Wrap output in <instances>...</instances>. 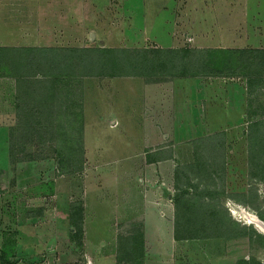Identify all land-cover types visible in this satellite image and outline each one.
<instances>
[{
  "label": "rangeland",
  "instance_id": "rangeland-1",
  "mask_svg": "<svg viewBox=\"0 0 264 264\" xmlns=\"http://www.w3.org/2000/svg\"><path fill=\"white\" fill-rule=\"evenodd\" d=\"M0 45L264 48V0H0ZM13 53L4 57L0 52V76L14 72ZM260 56L195 74L237 84L245 107L238 125L214 132L209 128L213 133L208 137L178 143L174 149L181 187L171 192L184 215L180 234L206 236L194 254L200 263L264 264V232L232 212L239 204L264 219V182L252 177L255 165L250 160L264 155V124L254 125L264 121ZM184 60L175 70L182 69ZM20 62L30 64L21 69L30 75L12 76L17 115L9 127V157L0 155V264H142L141 225L127 213L118 216L120 207L113 202L121 197L115 190L122 192L126 181L118 179L110 197L99 195L103 183L94 171H103L101 162L107 164L106 158L117 152L104 150L97 158L86 154L87 138L88 149L123 138L122 127L111 129L98 119L84 125L91 116L88 102L95 104L96 118L109 110L103 104L107 91L98 93L100 87H112L114 106L122 110L130 90L127 83H117L123 75L32 76L44 61ZM144 76L149 80L167 74ZM184 202L194 209H184ZM122 228L126 237L117 238Z\"/></svg>",
  "mask_w": 264,
  "mask_h": 264
},
{
  "label": "crops",
  "instance_id": "crops-1",
  "mask_svg": "<svg viewBox=\"0 0 264 264\" xmlns=\"http://www.w3.org/2000/svg\"><path fill=\"white\" fill-rule=\"evenodd\" d=\"M0 77L6 79L0 80V155L6 159L9 157V127L15 124L17 109L11 93L14 78ZM117 78V83H127L130 88L128 98L121 102V111L114 106L112 87H100L98 93L107 91L103 104L109 106L107 112L101 111V116L113 115V118L94 117L93 102H88L86 108L88 115L91 114L85 117L86 127L94 125V119H98L108 128H123V138L108 139L106 145L100 143L88 149L86 139L89 158H97L96 153L104 150L117 152L106 158L107 164L101 162L103 171H94L96 180L100 178L103 183L99 195L103 199L110 197L109 191L116 189L115 184H120L121 178L126 181L122 192L115 190V196L121 197L114 198L113 202L120 207L118 216L127 213L141 225L138 237L143 240L142 264H204L197 262L194 254L199 251V239L206 236L197 232V235L180 234L178 224L184 215L180 214L178 199L171 192L181 187L177 182L178 161L174 149L178 143L206 138L219 128L238 125L245 113L238 85L225 83L221 76L209 79L204 75L176 74L149 80L144 75ZM95 101L100 107L102 101ZM125 120L128 127L123 123ZM76 124L79 123H68ZM209 128L213 132H207ZM230 132L228 130L227 142L232 139ZM182 204L184 209H194L186 202ZM126 232L123 228L117 230L116 237H126Z\"/></svg>",
  "mask_w": 264,
  "mask_h": 264
},
{
  "label": "trees",
  "instance_id": "trees-1",
  "mask_svg": "<svg viewBox=\"0 0 264 264\" xmlns=\"http://www.w3.org/2000/svg\"><path fill=\"white\" fill-rule=\"evenodd\" d=\"M0 52H2L4 57L9 56L10 52H14L13 58L15 61L10 64L12 69L15 70H13L14 72L10 76L16 79L30 75L24 72V70H21L30 65L27 64L24 66L21 64V58L25 60L27 58L31 62H37V60L38 62L44 61V67L43 65L37 66L35 73H32L35 75L31 74L32 76L39 74L44 77L80 75L82 73L101 76L157 75L161 73L170 76L176 74L195 75L206 71L210 72L212 69H222L230 64H238L241 59L249 58L255 53L261 54V63L264 65V48H116L105 46L55 47L0 45ZM180 52L182 55L179 57ZM157 54H162L163 56L158 60ZM84 55H87L89 60H86ZM203 56L206 59L205 62L201 59ZM181 57H184L187 61L184 60V66L179 70L180 73L175 69ZM124 66L126 70H122ZM158 68L165 70H157ZM261 122L264 124V121L256 120L254 125L262 124ZM258 149L260 151L263 150L261 146ZM260 159H262L263 166L260 163ZM250 160L255 165L252 177H259L264 182V155H261L257 159L251 158ZM77 226L79 230H82L81 224ZM77 241L78 245L82 244L81 239Z\"/></svg>",
  "mask_w": 264,
  "mask_h": 264
},
{
  "label": "bare ground",
  "instance_id": "bare-ground-1",
  "mask_svg": "<svg viewBox=\"0 0 264 264\" xmlns=\"http://www.w3.org/2000/svg\"><path fill=\"white\" fill-rule=\"evenodd\" d=\"M232 212L240 216L242 220H245V222L254 224V226L259 231L264 232V221L261 220L257 214L252 213V211H247L244 207L239 204L234 205V207L232 208Z\"/></svg>",
  "mask_w": 264,
  "mask_h": 264
},
{
  "label": "water",
  "instance_id": "water-1",
  "mask_svg": "<svg viewBox=\"0 0 264 264\" xmlns=\"http://www.w3.org/2000/svg\"><path fill=\"white\" fill-rule=\"evenodd\" d=\"M91 38H93L95 36L94 32H91L90 34ZM102 40V39H101ZM103 41V40H102Z\"/></svg>",
  "mask_w": 264,
  "mask_h": 264
}]
</instances>
